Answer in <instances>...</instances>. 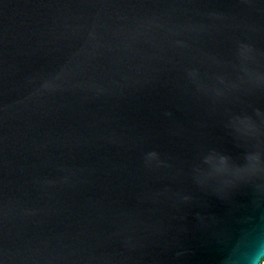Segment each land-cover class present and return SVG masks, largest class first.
Returning a JSON list of instances; mask_svg holds the SVG:
<instances>
[{
  "label": "water",
  "instance_id": "95a60500",
  "mask_svg": "<svg viewBox=\"0 0 264 264\" xmlns=\"http://www.w3.org/2000/svg\"><path fill=\"white\" fill-rule=\"evenodd\" d=\"M264 260V0H0V264Z\"/></svg>",
  "mask_w": 264,
  "mask_h": 264
},
{
  "label": "clouds",
  "instance_id": "9594fccd",
  "mask_svg": "<svg viewBox=\"0 0 264 264\" xmlns=\"http://www.w3.org/2000/svg\"><path fill=\"white\" fill-rule=\"evenodd\" d=\"M259 264H264V260H261V261L259 262Z\"/></svg>",
  "mask_w": 264,
  "mask_h": 264
}]
</instances>
